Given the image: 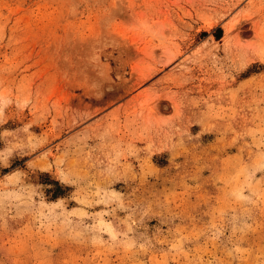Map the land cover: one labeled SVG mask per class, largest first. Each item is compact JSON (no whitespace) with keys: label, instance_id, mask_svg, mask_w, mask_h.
Here are the masks:
<instances>
[{"label":"rangeland","instance_id":"rangeland-1","mask_svg":"<svg viewBox=\"0 0 264 264\" xmlns=\"http://www.w3.org/2000/svg\"><path fill=\"white\" fill-rule=\"evenodd\" d=\"M0 264H264V0H0Z\"/></svg>","mask_w":264,"mask_h":264}]
</instances>
